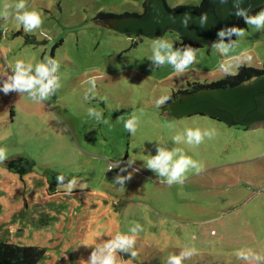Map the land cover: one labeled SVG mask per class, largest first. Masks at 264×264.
Here are the masks:
<instances>
[{
	"label": "rangeland",
	"instance_id": "rangeland-1",
	"mask_svg": "<svg viewBox=\"0 0 264 264\" xmlns=\"http://www.w3.org/2000/svg\"><path fill=\"white\" fill-rule=\"evenodd\" d=\"M144 1L25 0L28 10L42 14L43 25L33 33L17 24L14 7L6 24L0 20V81L17 59L35 65L48 56L59 62L62 84L39 104L0 92V147L7 148L0 163V241L45 248L37 264H83L95 245L128 234L135 221L144 229L136 238L138 255L118 253L120 264H166L169 254L186 246L198 254L183 264H264L235 255L251 249L264 257V120L246 128L208 115L164 116L162 107L170 102L157 107L158 98L222 80L227 75L218 64L225 58L209 43L197 48V62L182 75L170 65L152 70L148 57L156 38L98 19L101 11L142 12ZM166 1L175 7L203 0ZM5 2L18 0H0V7ZM242 29V37H231L237 47L230 56L244 53L242 65L263 67L264 31ZM162 37L179 48L176 30ZM93 75L97 98L85 101ZM89 107L109 123L89 117ZM133 112L139 118L134 137L124 130ZM188 127L215 129L216 135L195 147L175 145L172 137ZM159 142L182 148L203 170H190L183 184L160 183L144 164ZM19 158L28 162L9 166ZM130 158L135 163L127 167ZM125 167L122 174L132 178L121 190L114 177ZM58 175L65 184L76 178L71 193L57 187Z\"/></svg>",
	"mask_w": 264,
	"mask_h": 264
},
{
	"label": "clouds",
	"instance_id": "clouds-1",
	"mask_svg": "<svg viewBox=\"0 0 264 264\" xmlns=\"http://www.w3.org/2000/svg\"><path fill=\"white\" fill-rule=\"evenodd\" d=\"M222 2H225V0H222ZM242 3L243 0H235L234 6L236 12L234 14L241 17L246 25L257 31H264V8L250 15V9L241 7ZM13 7L15 9L14 19L25 33H33L42 27V14L36 9L28 10L25 0H18L14 5L7 2L3 3L2 7H0V20H3L5 24L10 18V9ZM191 19V13L186 12L180 18V23L184 28H187ZM198 19L200 27H205L207 24V14L202 13ZM0 28L4 30V25L0 24ZM243 35L244 30L239 26L222 28L217 33V39L211 45L215 52L225 58L219 62L218 68L226 75H238V69L243 66L240 56H243L244 53H240L239 56H230L231 53L235 52L237 47V41L231 39V37H242ZM197 52L198 49L191 45L177 48L168 39L158 37L151 44V55L148 57V60L151 61L152 70L170 65L177 75H182L197 62ZM247 60L250 61L251 57H247ZM59 68V62L55 58L48 56H45L42 61L37 62L35 65L26 63L23 59H17L13 65H10L11 72L2 74L6 78L0 81V92H3L5 95L16 92L20 96L27 95L35 103H43L56 95L62 87L61 77L58 75ZM87 83L90 87L85 90L83 99L85 101L95 100L97 98V77L91 76ZM101 99L107 101L106 96ZM169 99L170 96H161L156 100L157 107L165 105ZM87 115L94 118L98 123H109L108 120L103 118L102 111L95 107H89ZM138 125L139 118L135 112L128 119L124 120V130L133 137L136 135ZM215 135V129L188 127L182 133L173 136L172 141L175 145L185 143L195 147L202 144L205 138L213 139ZM6 159L7 148L0 147V163ZM134 163L135 161L130 158L127 167H130ZM144 164L148 170H151L157 176L160 183L167 184L168 186L183 184L186 174L190 170H194L197 174L203 170V165L187 155L182 148L175 146L169 148L167 144H161L160 142L157 146L156 154H151L144 161ZM127 167L121 168L120 172L114 177V183L119 185L121 190L132 178L131 172L128 175L122 174L127 170ZM112 169L110 166L108 171ZM56 180L57 187H64L68 193H71L77 184L76 178L65 184V177L63 175H58ZM143 230V226L134 221L128 228V234L118 232L115 236L109 235L110 239L95 245L87 260L81 258V261H83V264H120L118 253H124L135 258L138 255L135 251L136 238ZM83 245L92 247V245L87 243ZM196 254H198V250L194 246H186L179 254H169L166 264H183L184 260L190 259ZM235 255L238 259L244 261L264 260V257L257 255L251 249H239Z\"/></svg>",
	"mask_w": 264,
	"mask_h": 264
},
{
	"label": "trees",
	"instance_id": "trees-1",
	"mask_svg": "<svg viewBox=\"0 0 264 264\" xmlns=\"http://www.w3.org/2000/svg\"><path fill=\"white\" fill-rule=\"evenodd\" d=\"M215 1L203 0L200 5L171 7L166 0H145L142 12L117 14L101 11L98 19L113 23L122 31H136L147 35L161 34L166 27H169L168 30H176L180 33L181 41L177 43L179 47L191 45L197 49L206 43H213L217 39L218 31L222 28L248 27L241 17L235 20V12L227 1L217 3L216 12L213 13L211 10ZM231 2L234 5L235 0ZM253 2L254 7L250 10V15L264 8V4L256 7L257 0ZM246 6L247 0H243L241 7ZM186 12L191 13L192 19L189 26L184 28L180 18ZM202 13L207 14V24L203 28L200 27L198 19ZM201 90L205 92L196 95ZM212 90H218L225 95H220L221 99H216L210 93ZM181 95H189L191 99L186 105L180 106L178 111L171 110L173 114H209L213 119L230 124H240L239 122L247 119L241 125H251L252 122L264 119L259 117L264 115V64L261 68L243 65L239 68L238 75H227L222 80L211 84L194 83L191 88L174 92L167 102L172 103ZM256 116L258 118H255ZM22 162L28 161L22 158L11 160L9 166L14 167ZM25 171L22 170L21 173ZM45 254V248L0 241V264H37Z\"/></svg>",
	"mask_w": 264,
	"mask_h": 264
},
{
	"label": "water",
	"instance_id": "water-1",
	"mask_svg": "<svg viewBox=\"0 0 264 264\" xmlns=\"http://www.w3.org/2000/svg\"><path fill=\"white\" fill-rule=\"evenodd\" d=\"M219 1H220V0H216V1H215L214 6H213V8H212V10H211L213 13L216 12V5H217V3H218ZM252 2H253V0H248V6L245 7V8H246V9H250V7H251V5H252ZM230 7H231V9H232L234 12H236V8H235V6H233V4H230ZM124 23H125V21H124ZM106 25L109 26V27H111V28H113V29H116V30H118V31H122V30L116 28V25L113 24V23H108V22H107ZM167 29H168V27L165 28V31H167ZM122 32H125V33H127V34H129V33L143 34V33L136 32V31H134V32H126V31H122ZM177 32H178V31H177ZM178 33H179V32H178ZM143 35H145V36H147V37H151V38H158V37H162V36H163V33H162V34H157V35H147V34H143ZM208 44H209V43H206L205 45H208ZM203 92H205V91L198 92L196 95L202 94ZM210 93H211L216 99H221V98H220V95H225V94L221 93V92L218 91V90L210 91ZM190 99H191V97H190L189 95H185V96H183L182 98H180L178 101H175V102H172V103H169V104L163 106V107H162V109H163V115H164V116H167V117H175L176 119L180 120L182 117L186 116L187 114H181V115H180V114H173V113H171L170 111H171V110H172V111H174V110H175V111H178V108H179L180 106H182V105H186V104L189 102ZM168 109H170V110H168ZM207 115L210 116L209 114H207ZM259 117H260V118H264V115H260ZM255 118H258V116H256ZM262 120H264V119H261V120H258V121H262ZM258 121H256V122H258ZM222 122H224V123H225L226 125H228V126H236V125L244 124V123L246 122V119L243 120V121H241V122H239L240 124H230V123H227V122H225V121H222ZM256 122H252V124H253V123H256ZM237 123H238V122H237ZM249 126H250V124L247 125V126H244V127L248 128Z\"/></svg>",
	"mask_w": 264,
	"mask_h": 264
},
{
	"label": "flooded vegetation",
	"instance_id": "flooded-vegetation-1",
	"mask_svg": "<svg viewBox=\"0 0 264 264\" xmlns=\"http://www.w3.org/2000/svg\"><path fill=\"white\" fill-rule=\"evenodd\" d=\"M220 1H222V0H220ZM219 1V2H220ZM225 1H227V2H229L230 4H232V2H231V0H225ZM218 2V3H219ZM264 4V0H257V2L255 3V5H256V7H260V6H262ZM234 6V5H233ZM247 6H248V0H247ZM246 6V7H247ZM254 7V2H252V5H251V7H250V10L252 9ZM245 8V7H244ZM240 17H238L237 15H236V17H235V20H238ZM175 25V24H174ZM169 28V27H168ZM167 31H168V29H167ZM167 31H162L161 32V34L162 33H164V32H167ZM260 116V115H259ZM245 120V119H244ZM246 121H247V119H246Z\"/></svg>",
	"mask_w": 264,
	"mask_h": 264
}]
</instances>
